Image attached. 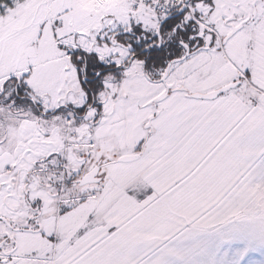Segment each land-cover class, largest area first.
<instances>
[{"label": "snow or ice", "instance_id": "1", "mask_svg": "<svg viewBox=\"0 0 264 264\" xmlns=\"http://www.w3.org/2000/svg\"><path fill=\"white\" fill-rule=\"evenodd\" d=\"M0 264H264V0H0Z\"/></svg>", "mask_w": 264, "mask_h": 264}]
</instances>
